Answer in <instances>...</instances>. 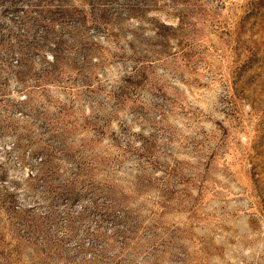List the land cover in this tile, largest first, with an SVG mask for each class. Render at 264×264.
<instances>
[{
	"label": "rangeland",
	"instance_id": "rangeland-1",
	"mask_svg": "<svg viewBox=\"0 0 264 264\" xmlns=\"http://www.w3.org/2000/svg\"><path fill=\"white\" fill-rule=\"evenodd\" d=\"M0 264H264V0H0Z\"/></svg>",
	"mask_w": 264,
	"mask_h": 264
}]
</instances>
